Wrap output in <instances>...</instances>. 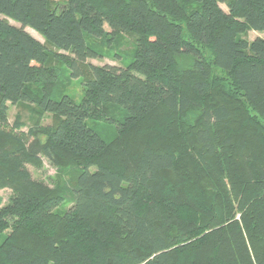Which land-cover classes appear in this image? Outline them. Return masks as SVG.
<instances>
[{
	"label": "trees",
	"instance_id": "obj_1",
	"mask_svg": "<svg viewBox=\"0 0 264 264\" xmlns=\"http://www.w3.org/2000/svg\"><path fill=\"white\" fill-rule=\"evenodd\" d=\"M104 25L132 38L126 68L87 62ZM247 31L264 0H0V264H264V39ZM55 64L79 103L54 98ZM8 103L34 105V127ZM117 108L106 142L88 120ZM42 158L70 182L34 180Z\"/></svg>",
	"mask_w": 264,
	"mask_h": 264
},
{
	"label": "rangeland",
	"instance_id": "obj_2",
	"mask_svg": "<svg viewBox=\"0 0 264 264\" xmlns=\"http://www.w3.org/2000/svg\"><path fill=\"white\" fill-rule=\"evenodd\" d=\"M51 1L60 5L65 2V0ZM219 6L222 10L227 12L224 4H220ZM8 22L15 27H19V25L12 20H8ZM25 30L37 41L42 44L44 43V39L35 31L29 28H26ZM104 31L107 33V35L105 36L103 41L92 39L88 40L94 46L100 57L97 59L88 60L87 62L95 66L109 65L126 68L132 61L131 56L134 49L132 38L126 35H121L117 38H114V36H111L109 34V28L106 25H104ZM241 38L248 41H252L255 38L264 39V32L247 31L244 35L241 36ZM58 54H62L64 56L69 55V53L63 51H59ZM189 63L190 61L186 58H181L178 60L180 69H183V67L186 66H190ZM54 66H60L58 67L60 68V73L54 80V84H56V93L54 95V98L58 100L62 96H68L74 102L79 103L85 95V90L81 81L70 79L64 65L55 64ZM213 73L216 76H223L215 69H213ZM29 88L32 89L35 93H39L40 91V85L38 84H29ZM36 110V107L32 104L18 103L16 105H12L8 103L7 120L11 125L17 121L21 125V131L27 132L29 128L34 127L37 119ZM123 114V110L117 108L113 110V122L89 119L88 124L95 131H97L98 134L106 142H111L116 138L118 134L117 124L123 119ZM52 122L53 121L51 114L44 113L41 118V126L51 125ZM27 169L30 171L34 180L43 182L50 188L60 186L62 184L70 182L71 180V169L67 168L66 166H61L59 168L54 167L45 158H42V166L40 169L35 168L32 165H27ZM10 197L11 191L7 188L0 187V211L8 205ZM69 206V203H63L56 208L55 212L61 214L66 209H68ZM9 221L10 220L7 219V222ZM9 232V228L4 230V232L0 235V243L2 242L3 238H5L9 234Z\"/></svg>",
	"mask_w": 264,
	"mask_h": 264
}]
</instances>
